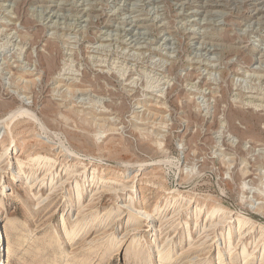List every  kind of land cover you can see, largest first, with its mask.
I'll return each mask as SVG.
<instances>
[{
    "label": "rangeland",
    "instance_id": "374dc122",
    "mask_svg": "<svg viewBox=\"0 0 264 264\" xmlns=\"http://www.w3.org/2000/svg\"><path fill=\"white\" fill-rule=\"evenodd\" d=\"M263 2L0 0L6 264H264Z\"/></svg>",
    "mask_w": 264,
    "mask_h": 264
},
{
    "label": "bare ground",
    "instance_id": "6f19581e",
    "mask_svg": "<svg viewBox=\"0 0 264 264\" xmlns=\"http://www.w3.org/2000/svg\"><path fill=\"white\" fill-rule=\"evenodd\" d=\"M187 1V0H186ZM207 1V0H206ZM184 2V1H183ZM186 3V2H185ZM264 3V2H263ZM191 4V3H190ZM224 4V3H223ZM222 4V5H223ZM216 5V4H215ZM183 7V6H182ZM257 9V8H256ZM181 11V10H180ZM195 11V10H194ZM214 11V10H213ZM213 11H211V12H213ZM210 12V11H209ZM218 12H219V10H218ZM252 12V11H251ZM258 12V11H257ZM221 13V12H220ZM85 14V13H84ZM223 14V13H222ZM204 15V14H203ZM219 16V15H218ZM223 16V15H222ZM260 16V15H259ZM264 16V15H263ZM262 17V16H261ZM202 20V19H201ZM259 20V19H258ZM127 21V20H126ZM133 21V20H132ZM136 22V21H135ZM256 23V22H255ZM132 24V23H131ZM200 30V29H199ZM201 31V30H200ZM194 37V36H193ZM199 37V36H198ZM201 39V38H200ZM20 109V108H19ZM21 110V109H20ZM22 112H23V110H22ZM31 114V113H30ZM20 115V114H19ZM12 117H14V116H12ZM9 119V118H8ZM37 119V118H36ZM1 122V121H0ZM3 122V121H2ZM23 171V170H22ZM17 174H19V175H21L22 176V174H21V169H20V167H19V169H18V172H17ZM0 238H1V232H0ZM169 256V255H168ZM168 256H166V255H164V253L163 254H161V257H163L164 259H165V257H167L168 258ZM0 264H6V259H5V257H4V254L2 253V251L0 250Z\"/></svg>",
    "mask_w": 264,
    "mask_h": 264
}]
</instances>
